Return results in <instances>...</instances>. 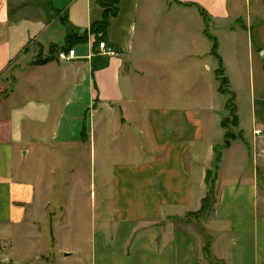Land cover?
Listing matches in <instances>:
<instances>
[{
  "label": "crops",
  "instance_id": "obj_1",
  "mask_svg": "<svg viewBox=\"0 0 264 264\" xmlns=\"http://www.w3.org/2000/svg\"><path fill=\"white\" fill-rule=\"evenodd\" d=\"M97 1L0 0V264H264V0Z\"/></svg>",
  "mask_w": 264,
  "mask_h": 264
},
{
  "label": "trees",
  "instance_id": "obj_2",
  "mask_svg": "<svg viewBox=\"0 0 264 264\" xmlns=\"http://www.w3.org/2000/svg\"><path fill=\"white\" fill-rule=\"evenodd\" d=\"M97 2H98V5L103 10L102 18L97 23H94L93 25H91L89 30L84 31V33L82 34V37L84 35H87L88 33L94 35L96 38L95 43H97V46H98V44L100 42H105V40L107 38V30H108V27L110 26L111 19L117 15L118 0H98ZM216 47H217V44L215 42L213 45V48H212V53L215 56H217L216 55ZM63 50L68 51L70 49L66 48ZM217 59H219V58L217 57ZM44 62H47V61H44ZM219 66H220V68L218 69L217 72H218V74H220L222 76L220 59H219ZM218 80L220 82L219 92L224 94L227 90H224L222 87H223V85H227V80L224 77H218ZM226 106L230 111L229 116H231L233 118V122H232L233 124L232 125H235L236 117L234 116V108H233L231 99L227 101ZM226 122H228L227 119L222 124L224 128H225L224 123H226ZM232 137H233V134L231 135L228 132L225 133V141H224V145H223L224 147H227L229 145V139H231ZM218 160H219V152L216 153V159H215L214 166L206 174L207 192H206L205 197L201 201L200 209L196 213L189 214L186 217V219H182L181 220L182 223H186V224L189 223L191 218H194L196 220H203L213 210V207L216 203L214 180H215L216 163L218 162ZM204 254H205V257L212 264H222L221 262L212 259L211 253H210L209 239L206 240V243L204 246Z\"/></svg>",
  "mask_w": 264,
  "mask_h": 264
},
{
  "label": "rangeland",
  "instance_id": "obj_3",
  "mask_svg": "<svg viewBox=\"0 0 264 264\" xmlns=\"http://www.w3.org/2000/svg\"><path fill=\"white\" fill-rule=\"evenodd\" d=\"M256 27V26H255ZM253 33H252V36H253V40L254 41H259V40H261V38H262V41H264V27H262L261 29H255V30H253L252 31ZM81 36V35H80ZM220 39H221V41H222V43H223V46H222V50H225V44H226V41H227V38H226V36L225 35H222L221 37H220ZM240 41V40H239ZM210 44H211V42H209ZM37 61V60H36ZM243 63H245V62H242V64ZM219 87H220V82H219ZM224 90H227L228 91V87H227V85H223V87H222ZM227 91L224 93V95H219V100H217L216 101V103H218V105H221V102H222V104L224 103V102H226V100H227V95H226V93H227ZM216 106H217V104H216ZM227 120H228V122H226V123H224L225 124V128H224V132L226 133V132H228V133H230L231 135L232 134H234V130H233V126L234 125H232L233 123V118L231 117V116H228L227 117ZM81 181H84V178L82 177V179H81ZM80 181V182H81ZM75 192H77V194L78 193H80V195L81 194H83L85 191L83 190V189H79V188H77V189H75L74 190ZM74 228H76V227H74ZM82 230H83V228H82ZM80 233H82L81 231H80ZM77 235H76V232L75 233H73L72 234V239H73V243H74V240H77ZM71 239V240H72Z\"/></svg>",
  "mask_w": 264,
  "mask_h": 264
},
{
  "label": "built area",
  "instance_id": "obj_4",
  "mask_svg": "<svg viewBox=\"0 0 264 264\" xmlns=\"http://www.w3.org/2000/svg\"><path fill=\"white\" fill-rule=\"evenodd\" d=\"M97 49L99 52L101 53H106V54H113V51L108 49L107 46H106V43L105 42H100L97 46ZM56 57L59 61H70L72 59H75L76 58V55H75V50L74 49H70L68 51L66 50H59L56 54ZM255 135L258 134V131H255L254 132Z\"/></svg>",
  "mask_w": 264,
  "mask_h": 264
}]
</instances>
